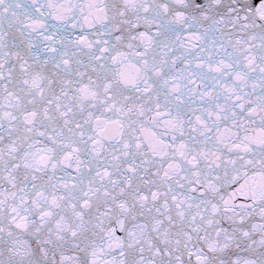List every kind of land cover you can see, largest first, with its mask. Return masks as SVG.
<instances>
[{
    "label": "snow or ice",
    "instance_id": "1",
    "mask_svg": "<svg viewBox=\"0 0 264 264\" xmlns=\"http://www.w3.org/2000/svg\"><path fill=\"white\" fill-rule=\"evenodd\" d=\"M0 264H264V0H0Z\"/></svg>",
    "mask_w": 264,
    "mask_h": 264
},
{
    "label": "water",
    "instance_id": "2",
    "mask_svg": "<svg viewBox=\"0 0 264 264\" xmlns=\"http://www.w3.org/2000/svg\"><path fill=\"white\" fill-rule=\"evenodd\" d=\"M255 2H258V0H255Z\"/></svg>",
    "mask_w": 264,
    "mask_h": 264
}]
</instances>
